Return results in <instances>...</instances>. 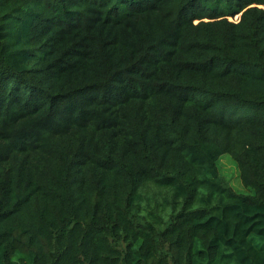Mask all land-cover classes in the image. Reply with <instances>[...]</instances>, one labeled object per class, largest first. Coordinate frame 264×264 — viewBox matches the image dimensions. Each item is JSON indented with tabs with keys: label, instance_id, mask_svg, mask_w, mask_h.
<instances>
[{
	"label": "trees",
	"instance_id": "trees-1",
	"mask_svg": "<svg viewBox=\"0 0 264 264\" xmlns=\"http://www.w3.org/2000/svg\"><path fill=\"white\" fill-rule=\"evenodd\" d=\"M0 264H264V0H0Z\"/></svg>",
	"mask_w": 264,
	"mask_h": 264
},
{
	"label": "rangeland",
	"instance_id": "rangeland-1",
	"mask_svg": "<svg viewBox=\"0 0 264 264\" xmlns=\"http://www.w3.org/2000/svg\"><path fill=\"white\" fill-rule=\"evenodd\" d=\"M219 172L224 180L241 194H248L249 191L242 185L239 170L235 161L228 154L223 155L219 161Z\"/></svg>",
	"mask_w": 264,
	"mask_h": 264
}]
</instances>
